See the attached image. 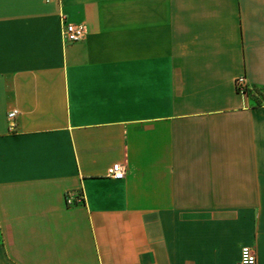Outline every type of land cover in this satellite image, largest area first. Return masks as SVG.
I'll return each instance as SVG.
<instances>
[{"label":"crops","instance_id":"0c3cea01","mask_svg":"<svg viewBox=\"0 0 264 264\" xmlns=\"http://www.w3.org/2000/svg\"><path fill=\"white\" fill-rule=\"evenodd\" d=\"M244 246L264 264V0H0V264Z\"/></svg>","mask_w":264,"mask_h":264},{"label":"built area","instance_id":"2783aa9c","mask_svg":"<svg viewBox=\"0 0 264 264\" xmlns=\"http://www.w3.org/2000/svg\"><path fill=\"white\" fill-rule=\"evenodd\" d=\"M63 19L62 38L65 44H74L83 41L86 37V29L83 24L66 22L65 17ZM237 90L242 95L248 94V87L245 84V78L240 77L236 80ZM19 112L13 110L9 112L8 118L12 121L15 120ZM15 125L11 124V129H14ZM127 174V167L121 163H115L108 171L109 178L114 180H123ZM67 205H73L84 202V195L80 193L75 198L67 195ZM239 264H257V256L255 251L249 247L244 246L240 251V263Z\"/></svg>","mask_w":264,"mask_h":264}]
</instances>
